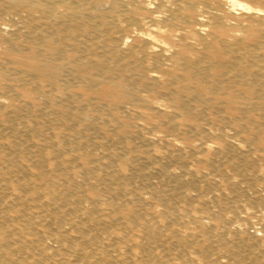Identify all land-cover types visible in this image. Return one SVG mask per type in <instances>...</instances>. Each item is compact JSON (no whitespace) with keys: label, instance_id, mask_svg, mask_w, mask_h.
Returning <instances> with one entry per match:
<instances>
[{"label":"bare ground","instance_id":"bare-ground-1","mask_svg":"<svg viewBox=\"0 0 264 264\" xmlns=\"http://www.w3.org/2000/svg\"><path fill=\"white\" fill-rule=\"evenodd\" d=\"M0 264H264V0H0Z\"/></svg>","mask_w":264,"mask_h":264}]
</instances>
